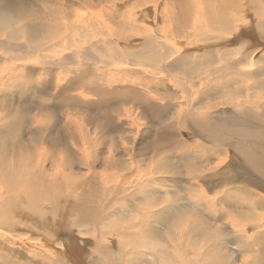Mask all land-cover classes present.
<instances>
[{"label":"bare ground","instance_id":"1","mask_svg":"<svg viewBox=\"0 0 264 264\" xmlns=\"http://www.w3.org/2000/svg\"><path fill=\"white\" fill-rule=\"evenodd\" d=\"M84 1L0 0V138L9 140L21 137L25 124L32 120L36 125L33 129L41 133L25 138L27 149L20 164L0 163V184L4 188L0 190V264H11L14 259L22 260L24 252L37 249L46 253L55 264H138L143 259L149 260L147 264H247L249 260L251 264H264V243H247L256 237L264 238L263 217L253 213L250 204L238 194L236 196L242 210L229 221H225L222 216L215 219L212 213L216 212L215 209L218 212L214 205L218 206L219 201L214 196L211 199L209 194L216 183L222 186L218 191L221 193L226 183L236 175L242 179L252 175L263 180L264 149H249L250 157L236 167L225 168L218 162L210 165L209 154L201 158V162L205 159L207 163L188 164L181 171L182 176L178 174L176 180L187 184L206 182L203 188L206 193L202 187L196 189L192 197L188 198L190 202L180 205L176 211L172 205L173 199L165 196L155 182L156 178L177 173L168 170L165 165L164 151L147 157V154L136 150L133 143L138 137H135L131 142L120 139L119 147L114 145L119 156L117 153L99 156L102 153L97 149L101 145L98 137H109V142L114 143L113 136L120 127H111V133L107 135L77 131L80 138H90L89 141L98 145L96 147L84 141L79 153L86 158L89 168L94 166L99 157L102 158L105 167L101 172L102 178L96 190L78 193L76 201L62 198L52 203L71 190L73 184L67 181L64 174L58 179L50 178L54 176L52 167L56 159L49 156L47 145L40 146V143L45 136L54 134L62 139V153L69 154L68 143L63 141L67 134L64 131L80 124L78 118L84 115L82 111L88 109L57 112L63 115L65 121L59 127L65 130L55 131L56 123L42 127L44 120L41 115L38 118L39 114H35L34 108L23 106V112L10 104V101H22L13 90L27 93L28 99L42 104L36 107L38 113L44 111L45 102L55 101L63 106L68 94L76 102L79 95L83 100L100 98L106 101L113 95L104 92L103 87L110 76L119 70V80L114 83L123 87L125 94L120 96L119 103L127 108L116 111L113 117L106 119L109 122L116 121V115L124 116L128 109L143 105L146 101L141 100L150 89V85L144 83L143 92L142 87L132 84L128 80L129 76L123 73H145L143 65L138 62L144 56H155L160 57L155 62L164 70L159 69L157 76L163 77L165 72V76L160 78L165 82L161 96L164 102L155 101L156 105L171 104L185 98L189 101L180 102L189 106L191 101H200L198 97L204 96L205 90L210 88L209 95L201 104L222 110L233 122L241 125L249 122L248 132L261 144L264 134L252 130V123L257 126L264 123V45L261 49L250 47L246 55L241 53V49L246 44L264 40V3L247 0L246 10H235L238 7L236 0H148L156 3L146 4L144 1L141 7L132 0L127 5L123 4L125 0ZM219 1L223 10L221 14L212 7ZM117 4L123 5L109 10L104 8ZM167 5L172 6L168 10V21L161 17ZM205 7V13L200 15ZM241 11L246 13L240 14ZM231 17L241 21L253 18L262 26L234 37L230 43L198 38L197 34L190 31L199 19V35L215 32L217 24L214 22L219 23L221 31L226 33L232 29L228 23ZM187 33L195 38L186 41ZM206 40L205 52H202ZM56 44L59 53L54 52ZM124 51L126 57L121 54ZM229 53L235 56L229 58ZM238 59L242 68L247 70L235 76L231 70L234 65L228 69L226 65ZM187 61L203 65L208 78L214 76L216 79L210 81L207 78L205 82L193 83L182 78L176 73L177 64ZM95 77L101 78L102 84L94 81ZM230 78L242 84L238 99L235 98V90L228 87L224 89L229 98L224 90L214 93L218 90L215 85H221L223 80ZM75 82L78 90L71 92ZM147 110L153 119L164 120L165 117L158 115L155 107ZM104 115L109 117V111L106 110ZM48 120L50 118L47 117ZM134 122L136 124L132 123L131 126L137 128L138 122ZM200 127L209 136L206 139L209 142L212 137L237 131L226 122L210 125L202 122ZM121 136L128 139V135H115L114 138ZM31 143L34 146L29 147ZM199 148L200 145L193 149L196 151ZM111 149L109 144L105 152L111 153ZM71 157L65 156L61 160L69 161ZM118 159L120 163L116 166ZM48 165H51V170L47 169ZM108 168H114L111 178L105 173ZM59 180H63L64 185H58ZM193 203L202 208H193ZM201 211L208 212L209 217ZM176 212L189 220L188 224L185 227L174 224L172 229L176 231L173 233H178L173 240L165 242L164 239L169 235L165 232L169 227L167 219L175 216ZM181 229L183 233L179 231ZM226 229L229 230L226 234L228 237L222 236ZM245 233L244 241L241 236ZM228 244L235 245V252L230 251ZM250 255L253 256L248 259Z\"/></svg>","mask_w":264,"mask_h":264},{"label":"rangeland","instance_id":"2","mask_svg":"<svg viewBox=\"0 0 264 264\" xmlns=\"http://www.w3.org/2000/svg\"><path fill=\"white\" fill-rule=\"evenodd\" d=\"M132 1H134V3L139 7L144 5L143 4L144 1H146V4H152V2L153 4L156 3V1L151 2L148 0H132ZM236 1L238 3V7L234 8L235 10H246V7H248L247 0H236ZM251 1L258 2L259 4L264 3V1L262 0H251ZM81 2L85 3L84 0H81ZM130 3H131L130 0H125L123 4L127 5ZM123 4H117L116 6H106L104 8L108 10L111 8L113 9L121 8ZM171 7H172L171 5H167L165 7V12L161 15V17L166 18L167 21L170 19L168 10L171 9ZM212 7L215 9L217 13L221 14L223 11L220 1L218 3H214ZM205 9L206 7L204 8V11L200 15L205 13ZM245 13L246 11L240 12V14H245ZM167 21H165L164 23H166ZM199 22H201V20L198 19L196 23L193 25V27L190 28L191 33L197 34L198 38H212L215 39L216 41L220 40L227 43H230L236 36L245 35L246 32H250V30L252 28H255L256 26L257 27L262 26L260 24H257V22L254 21L253 18L252 20L241 21L236 17H231L228 20L229 27L232 28L231 30H229L226 33H223L220 29L219 23L214 22L217 24V27L214 29L215 32L214 31L211 32L210 35L206 33L203 36L197 33L200 30ZM161 31H163V28L161 29ZM253 35L256 37L255 33H253ZM194 38L195 37H192L189 33L185 35L186 41L193 40ZM207 41L208 40H206L202 46L201 49L202 52H205L204 47L207 44ZM263 45H264V40L257 43L246 44L241 49V53H244L246 55L250 47L257 46L259 49H261L262 48L261 46ZM54 52L59 53V47L57 46V44H56V50ZM121 54L126 57L125 51L122 52ZM234 56H235L234 53H229V58H232ZM249 57L251 58L250 55ZM159 59L160 57L144 56L143 59L138 63H141L143 65L145 73L138 75L123 73L126 77L129 76L128 80L132 84H134L137 87H142L143 92L145 88L144 83H148L150 85V89H149V93L145 94L146 95L145 98L141 100V101H146L143 105L140 106L136 105L134 106V108L128 109L126 115L124 116L116 115L114 118L116 119V121L112 120L109 122L107 120L108 121L107 122L106 119L113 117L116 111L120 112L122 108H127V106L120 105L119 103L120 96L125 94L123 87L121 86V84L114 83L117 80H119V70H117L115 74L110 76L108 82L103 87V91L111 93L113 95V98H108L106 99V101H101L100 98H98V100L95 99L83 100L81 95H79L77 97L78 102H76V100H74V98H72L70 94H68L64 98V101L66 102L63 106L54 103L55 101L45 102L44 111L40 113H38L36 107L37 106L41 107L42 104H38L36 101H32L28 99L29 95L27 93L14 91L13 88L11 87L12 88L11 92L13 90V93L20 96L22 101H10L11 102L10 104L14 105L15 108H20L23 112H25L23 106L34 108L36 110L35 114H39L38 118H41L42 116L44 120L42 122V127H49L50 125H54L56 123V125L54 126L55 131L65 130L63 127H62L63 130L62 128H60L61 127L60 124L63 125L64 123L63 121H65L63 115L61 112L60 113L57 112L67 111V110L74 111L73 109H79V110L88 109L86 111H82L84 115L81 118H78L80 124L74 125L73 127H69L64 131V133L67 134L63 139V141L68 143L69 154L62 153V149H61L62 139L54 134L45 136L43 141L40 143V146L42 144H46L47 145L46 149L50 152L49 156H53L56 159L52 167V174L54 176L50 178L56 177V179H58L57 177L64 174L67 177V181L73 184L71 190L57 197L54 201H52V203H56L58 200L62 198L65 199L69 198L72 201H76V199L78 198V193H86L88 190H96L99 180L102 178L101 172H103V170L105 169V167L102 165V158L99 157L98 161L94 164V166L89 168V165L86 163V158L83 157V155H80L79 150L84 145V141H89L90 138L87 139L80 138L77 135V131L87 130L91 132L93 131L96 134L102 133L107 135L111 133V127L115 129H118L120 127L119 132L114 134V136L128 135L129 140L127 139L126 136H124V138L123 136L115 137V138L113 136L114 143L109 142L111 140L109 137L104 138L103 136H100L98 137L100 139L99 143L101 144L100 148H98L99 146L95 142L89 141L94 146L96 147L98 146L97 149H100V152L102 153L99 156H112L116 153L119 156V153L115 149L116 148L115 146L117 147L120 146L119 145V143L121 142L120 139L122 141L124 140V142L126 141L131 142V140L135 137H138L136 138V140L134 139V143H133L137 148L136 150L139 151V153L141 154L142 153L147 154V157L152 156V154L154 153L159 154L161 150L164 151L165 161H166L165 165L168 167V170L169 169L175 170L177 173L174 175L170 173L169 174L170 176L166 175L164 177L156 178L155 182L163 190L165 196L173 199L172 205L176 211H178L180 205L190 202L188 198L192 197V193L196 189H200V187H202V190H204L207 184L206 182L203 181H199L193 184H187L182 180H176L179 178L178 174L182 176L181 171H183L188 164H198L200 162L199 165H202V162L207 163V160L205 159L202 160L201 162V158L205 154L206 155L209 154L210 160L208 162H210V165H213L214 163L218 162L220 166L225 168L236 167L250 157L249 149L251 150L264 149V142L259 144L256 141V139L252 137L251 133L248 132L249 126L247 125V123L249 122H244L241 125L237 122H233L230 118L224 115V112L222 110H215L216 108H211L207 105L201 104L202 100L207 95H209L210 88L205 90L206 93L204 96L198 97L200 101H191V105L189 106L185 105L183 102H180V101H189L186 100L185 98L179 99L178 101L171 104L164 103L163 105H156L155 101L160 103L164 102L162 101L161 96L164 93V89L162 86L164 85L165 82L160 80V78H163L165 76V72H164V76L160 78L156 74L159 69H162L155 62ZM54 62H52L50 66ZM239 63H240V59L234 61L231 64H227L226 68L228 69L230 65H234L231 69L233 74L235 76L242 75L246 72L247 68L246 69L242 68L241 64ZM177 66L178 68L176 73L182 78L189 80L193 83L205 82L208 78L204 66L200 65L197 62L189 63V61H187V62L179 63L177 64ZM221 69L222 68L220 67L219 70ZM225 72L223 73V75L225 74ZM215 75H219V73H216ZM213 79H216V77L210 76L208 78V80L210 81ZM94 81H96L99 84H102L103 82L102 79L99 77H95ZM215 86L218 87V90L214 91V93H221L224 90L225 94L228 97V94L224 89L228 87L235 90L234 91L235 98L238 99L242 84L237 79L230 78L223 80L221 85H215ZM77 90H78L77 83L75 82L71 87V92ZM88 93H90V91ZM194 104H198V105H194ZM153 107H155L156 111L158 112V115L165 117L162 122L158 121V119H153L152 117H150L151 115L149 116V112H146L149 111L147 109H151ZM241 108L242 106L240 105L239 109ZM106 110L109 111L110 113L109 117L104 115V112ZM47 117L50 118V120L47 121ZM134 121L138 122L137 128L136 126L134 127L131 126L132 123L133 125L134 123L136 124V122ZM34 122L32 120V122L25 124L26 125L24 128L25 131L24 134L21 135V137L18 136L15 138H10L9 140L0 138L1 164H6L7 162L10 163L12 162L15 164L21 163L22 157L25 156L24 155L25 149H27L25 148L27 145L25 138H27L28 136H34L38 133L41 134L39 131L33 129V126L34 127L36 126L34 125ZM202 122L205 123L206 125H210L216 122H226L230 127L236 128L237 131H232L228 133L226 136L212 137L211 141L209 142L208 140H206L209 136L200 127V123ZM252 124L254 125L252 130L264 134V123L259 124L258 126L256 125V123H252ZM27 126H30L32 129L30 127L28 128ZM30 130H34V131L28 133V131ZM49 131H53V129H50ZM137 132L138 134H136ZM108 142L111 148H113L116 152L113 149H111V153L105 152V148H108L109 146V144H106ZM31 144L29 145V147L34 146L33 143ZM198 145H200L199 148L200 150L195 151L193 148ZM87 148L92 151L90 147ZM219 151L221 152V154L219 153ZM65 156H72L69 161H65L67 162L66 166L64 165L65 162L61 160ZM83 162L85 165H83ZM119 163L120 160L118 159L116 166H119ZM50 166L51 165L47 166L48 170H51ZM247 167L248 165H246L245 169H247ZM113 171L114 168L112 169L108 168L106 169L105 173L107 176L111 178ZM168 179H174V180H168ZM63 180H59L57 182L58 185H64ZM263 180L256 178L255 176L252 175H248L244 179L236 175L231 181H228L226 183L221 193L218 191L222 189V186L216 183V180H214L216 185H214V189L209 194L210 196H212L211 199L213 198V196L216 197L217 202L219 201V204L218 206L214 205V208L216 207L218 208V212L217 209L214 210L216 211L215 213L218 214L216 216L215 213H212L213 218L216 219L219 217L218 219H220L222 216L224 217L225 221H229L234 216H236L238 211L242 210V208H239V204H238L239 198L236 195L241 194L250 204L253 213H255L256 215H261L263 217L262 224L264 226V181ZM0 190L2 191L4 190L1 184H0ZM204 192L206 193V190H204ZM178 202H180L179 205ZM193 208L200 209L202 207L194 204ZM201 212H203L204 215L206 216L210 215L206 211H201ZM167 221H169V227L165 229V232H167L169 235L164 239L165 242L173 240L177 235L178 232L173 233L176 231L175 229H172L174 224L184 225L185 227L188 224L189 220H187L184 216L177 214L176 212L175 216L169 217ZM127 222H129V220H127ZM22 226L23 224L21 225V227ZM251 226L252 225H250V227ZM179 231L183 233V229ZM228 233H229L228 229H226V231L223 230L222 236L228 237L226 236V234ZM234 233L238 234L237 231H234ZM241 238L244 239L245 241L246 233L242 235ZM154 239L157 240L156 237ZM227 239L229 240V238ZM254 242L264 243V238L256 237L253 241H249V240L247 241V243L249 244H253ZM227 246L231 247L230 248L231 252H235L234 244H228ZM252 256L253 255H250L248 259L252 258ZM148 261L149 260L147 259H143L138 264H147ZM248 262H250V260ZM248 262L247 264H251ZM11 264H55V262L50 257H48L46 253L39 252L37 249V250H32L29 253L24 252V258L22 260L14 259Z\"/></svg>","mask_w":264,"mask_h":264},{"label":"crops","instance_id":"3","mask_svg":"<svg viewBox=\"0 0 264 264\" xmlns=\"http://www.w3.org/2000/svg\"><path fill=\"white\" fill-rule=\"evenodd\" d=\"M250 60H252V58L249 57Z\"/></svg>","mask_w":264,"mask_h":264}]
</instances>
